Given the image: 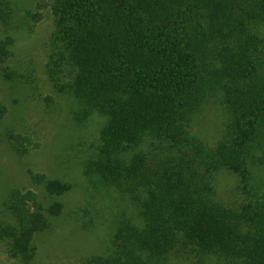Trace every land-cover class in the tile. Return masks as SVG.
I'll use <instances>...</instances> for the list:
<instances>
[{"label": "trees", "instance_id": "1", "mask_svg": "<svg viewBox=\"0 0 264 264\" xmlns=\"http://www.w3.org/2000/svg\"><path fill=\"white\" fill-rule=\"evenodd\" d=\"M33 1L37 20L52 23L45 74L53 91L73 100L80 131L95 114L104 118L81 160L85 181L105 201L113 191L125 201L111 245L85 263L264 264V187L253 179L264 156L252 152L264 136V0ZM12 8L0 0V69L11 77ZM208 101L222 120L211 141L199 128ZM5 112L0 106V119ZM9 137L19 154L38 144L27 133ZM222 174L234 179L226 193ZM30 181L48 182L51 194L72 187L39 171ZM8 199L14 218L0 240L24 258L61 204L46 208L19 187Z\"/></svg>", "mask_w": 264, "mask_h": 264}, {"label": "rangeland", "instance_id": "2", "mask_svg": "<svg viewBox=\"0 0 264 264\" xmlns=\"http://www.w3.org/2000/svg\"><path fill=\"white\" fill-rule=\"evenodd\" d=\"M11 4L13 8L9 16L8 34L14 39V56L9 60V65L16 74L11 77L6 70L0 69V106L6 108L0 119V236H5L2 230L13 222L14 215H10L8 210V195L15 187L23 192L32 190L37 193V198L45 203L46 208L53 201L60 203L62 214L34 234L27 244V251L23 250L24 258H20L21 251L18 257H11L6 243L0 240V264H86V259L102 255L111 245L109 231L114 229L110 227L111 222L119 213V207L125 204L123 197L116 191H110L116 199L108 197L105 201L104 190H95V193L82 174L84 152L90 147L95 149L93 144L98 136L95 133L104 124V118L95 114L85 125L89 126L86 130L80 131L81 128L75 127L76 121L70 113L73 100L53 91L55 89L45 74L49 53L47 41L52 29L50 18L44 14L37 20V8L33 0H11ZM2 29L1 38L7 34L3 26ZM51 97L53 100L47 103ZM215 108L208 101L206 118L202 117L199 122L200 130L210 141L222 127L220 112ZM15 132L32 135L38 144L19 154L9 137ZM27 142L24 141V144ZM260 142L262 146L259 149L252 146V152H259L257 156L263 157L264 136ZM253 168V179L261 182L263 188L264 162L259 161ZM38 171L64 185L71 182V189L51 194L48 182L38 186L32 184L30 173ZM220 181V188L226 193L234 179L231 175L222 174ZM29 205L34 213L42 211L45 218L49 217L46 216V210H38L33 206V201H29ZM42 223L39 221L37 225ZM33 244L34 250L29 256Z\"/></svg>", "mask_w": 264, "mask_h": 264}]
</instances>
